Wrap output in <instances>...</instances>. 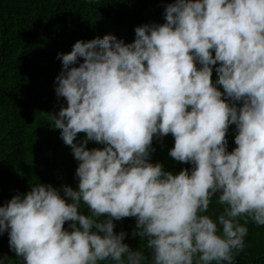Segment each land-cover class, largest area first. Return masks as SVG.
Returning a JSON list of instances; mask_svg holds the SVG:
<instances>
[{
    "label": "clouds",
    "instance_id": "clouds-1",
    "mask_svg": "<svg viewBox=\"0 0 264 264\" xmlns=\"http://www.w3.org/2000/svg\"><path fill=\"white\" fill-rule=\"evenodd\" d=\"M163 17L132 43L109 34L57 54L67 106L47 119L78 161V190L39 182L0 206V236L23 264H235L249 221L264 226V0H175ZM169 134V156L191 170L150 162ZM129 217L143 251L114 231Z\"/></svg>",
    "mask_w": 264,
    "mask_h": 264
},
{
    "label": "trees",
    "instance_id": "trees-1",
    "mask_svg": "<svg viewBox=\"0 0 264 264\" xmlns=\"http://www.w3.org/2000/svg\"><path fill=\"white\" fill-rule=\"evenodd\" d=\"M175 0H0V206L14 195L26 194L37 183L54 188L70 186L78 190L75 176L78 161L70 146L64 144L60 130L54 129L47 113L58 112L63 98L55 94V78L61 73L58 53H70L77 41L88 42L105 35L132 43L134 29L145 24L165 23V6ZM214 55V53H213ZM83 59H79L82 63ZM79 66V64L74 65ZM199 67V65H197ZM213 66V83L217 79ZM223 92L222 86H217ZM240 105L238 104V107ZM235 125L227 133V150L235 147ZM85 139L79 133L77 141ZM88 150L103 149L89 142ZM150 162L163 164L166 171L179 174L191 170L190 164L169 156L174 147L171 134L153 139ZM215 198V197H214ZM223 210L213 201L209 212L213 220ZM81 212L88 210L81 205ZM102 217L101 219H104ZM244 223V219L240 220ZM114 231L127 233L124 243L132 250L145 249L146 241L132 237L136 227L134 217L114 221ZM245 250L235 258V264H264V226L249 221ZM64 228H68V222ZM5 264H23L9 249L8 235L0 236V258ZM146 255H148L146 251ZM100 264H111L103 261Z\"/></svg>",
    "mask_w": 264,
    "mask_h": 264
}]
</instances>
